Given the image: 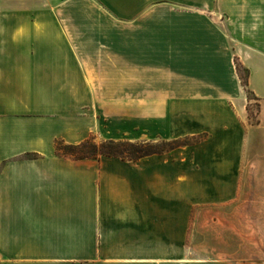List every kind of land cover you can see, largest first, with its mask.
I'll list each match as a JSON object with an SVG mask.
<instances>
[{
    "label": "crops",
    "instance_id": "obj_1",
    "mask_svg": "<svg viewBox=\"0 0 264 264\" xmlns=\"http://www.w3.org/2000/svg\"><path fill=\"white\" fill-rule=\"evenodd\" d=\"M198 134L134 161L55 147ZM260 146L264 0H0V264H227L187 258L195 210Z\"/></svg>",
    "mask_w": 264,
    "mask_h": 264
},
{
    "label": "rangeland",
    "instance_id": "obj_2",
    "mask_svg": "<svg viewBox=\"0 0 264 264\" xmlns=\"http://www.w3.org/2000/svg\"><path fill=\"white\" fill-rule=\"evenodd\" d=\"M242 81H247L248 70L236 63ZM249 124L259 121L260 103L246 87ZM248 90V92H247ZM205 134L187 136L175 140H114L147 142L168 150L202 141ZM95 144L106 142L88 138ZM65 143L60 142L59 152H64ZM166 150V151H168ZM165 152V151H163ZM75 154H90V145ZM258 157L241 168V183L237 194L224 201L207 202L195 210L193 237L187 258L222 260L236 264H264V147L258 149ZM261 154V155H260Z\"/></svg>",
    "mask_w": 264,
    "mask_h": 264
},
{
    "label": "trees",
    "instance_id": "obj_3",
    "mask_svg": "<svg viewBox=\"0 0 264 264\" xmlns=\"http://www.w3.org/2000/svg\"><path fill=\"white\" fill-rule=\"evenodd\" d=\"M237 71L238 66L236 65ZM240 76V74H239ZM241 78V76H240ZM243 79L241 78V81ZM243 86L247 87V81H242ZM248 92V90H247ZM61 141H57L55 144L56 151L60 154L58 148ZM90 145L92 153L90 154H75V150L81 151ZM64 152L61 155L70 156L73 158H98L101 155L117 156L126 160H138L141 157L162 153L168 150L167 148H158L156 144L148 145L147 142H129V141H114L107 140L101 144H95L89 139L79 144H65Z\"/></svg>",
    "mask_w": 264,
    "mask_h": 264
}]
</instances>
